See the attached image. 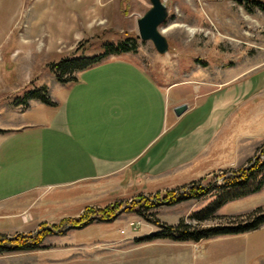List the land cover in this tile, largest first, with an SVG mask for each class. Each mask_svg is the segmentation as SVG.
Here are the masks:
<instances>
[{
    "label": "rangeland",
    "instance_id": "obj_1",
    "mask_svg": "<svg viewBox=\"0 0 264 264\" xmlns=\"http://www.w3.org/2000/svg\"><path fill=\"white\" fill-rule=\"evenodd\" d=\"M163 1L169 18L161 31L170 49L161 55L152 42L139 37L138 20L152 7L150 0H0V134L9 133L29 119L52 121L59 114L64 116L67 106L71 120L74 102L79 108L87 107L82 88L89 85L84 80L89 71L76 73V81L60 83L49 67L71 56L80 43L81 50L75 56L92 57L103 53L108 42L138 36L135 51L121 59L133 64L165 94L164 113L153 116V135L156 128H163L162 136H167L175 128V108L180 104L189 106L179 119L180 143L171 140V151L166 155L146 165L151 159L148 156L137 167L120 174L118 178L127 191L99 203L84 200L78 204L77 198L85 194L83 189L45 190L41 197L48 201L73 199L74 204L63 205L66 211L55 213L49 202L45 203L38 212L41 220L21 234L38 232L41 223L59 224L63 218L79 217L88 207L104 208L122 202L118 217L52 233L40 248L0 254V262L196 264L215 252L230 253L240 241L223 236L198 243L181 242L154 239L152 235L165 230L160 227L163 225L184 222L217 226L249 219L259 209L264 214V187L237 198H229L240 191L236 188L214 190L200 199L162 205L142 216L136 212L138 204L135 212L123 211L139 196L172 190L180 193V189L203 179L207 185L214 174L222 176L232 168L240 169L264 144V13L259 9L250 12L245 1ZM43 87L54 105L26 98V92ZM120 101L125 103L124 98ZM86 115L91 119L97 116L85 111ZM130 116L132 111L130 115H119L122 121ZM183 163L185 168L181 165L172 169ZM130 177L135 182L127 187ZM216 205L220 207L215 209ZM207 212L214 213L207 221L192 217Z\"/></svg>",
    "mask_w": 264,
    "mask_h": 264
},
{
    "label": "crops",
    "instance_id": "obj_2",
    "mask_svg": "<svg viewBox=\"0 0 264 264\" xmlns=\"http://www.w3.org/2000/svg\"><path fill=\"white\" fill-rule=\"evenodd\" d=\"M124 55L129 53L111 56L86 70L89 72L84 80L89 85L82 88V95L87 96L83 97L87 107L79 108L74 102L71 120L67 106L64 116L59 114L52 121L29 119L15 125L9 133L0 134V235L29 232L41 220L38 212L45 203L49 202L55 213L66 211L63 205L74 204L73 199L48 201L41 192L80 188L85 194L77 196L78 204L114 198L127 191L118 178L121 173L130 171L148 156L151 159L146 160V165L155 157L166 155L171 151V140L180 143L179 116L167 136H162L163 128H156L157 133L152 134L153 116L164 113L165 94L133 64L121 59ZM123 98L125 103L120 101ZM85 111L97 116L91 119L84 116ZM131 111L132 116L122 121L119 115H130ZM123 122L129 125L124 127ZM172 133L174 136L168 138ZM181 165V169L185 168L183 163L172 169ZM131 178L127 187L135 182ZM226 239L240 241V245L225 255L215 252L200 258L196 264H264V225Z\"/></svg>",
    "mask_w": 264,
    "mask_h": 264
},
{
    "label": "trees",
    "instance_id": "obj_3",
    "mask_svg": "<svg viewBox=\"0 0 264 264\" xmlns=\"http://www.w3.org/2000/svg\"><path fill=\"white\" fill-rule=\"evenodd\" d=\"M240 4L247 2L246 6L250 12L259 9L264 13V0H235ZM138 36H129L117 43L108 42L103 53L92 57H76L75 55L81 50L82 43L69 57L63 58L59 62L49 64L52 73L60 83H68L76 81V73L94 67L111 56H119L125 53L135 51L137 47ZM26 98L38 99L49 105H54L53 101L47 94L46 88H38L26 92ZM207 185L202 181H194L191 185L178 190L167 191L164 194L157 193L150 196H139L138 199L124 208V212H135L134 206L139 205L136 212L139 215H146L149 211L156 209L162 205L173 206L183 201L191 199H200L214 192V190L236 188L240 190L238 193L232 194L229 198L243 197L246 195L259 192L264 187V144L259 148L258 152L240 169H231L223 172L222 176H215ZM211 203L210 206H213ZM122 202H115L104 208H86L84 213L79 217L65 218L59 224L49 225L41 224L39 231L36 233L17 234L15 236L0 235V254L12 252H24L40 248L45 239L52 233H63L71 229H82L95 220H113L118 217V212L124 207ZM220 205H216L218 209ZM262 210L254 211L249 219L241 222H232L231 224L217 226H192L181 222L178 226H160L165 230L152 235L154 239H171L181 242H201L216 237L236 236L256 231L264 225V214H260ZM214 212V211H213ZM212 212L194 213L193 218L198 221H207ZM157 225L160 222H156Z\"/></svg>",
    "mask_w": 264,
    "mask_h": 264
},
{
    "label": "water",
    "instance_id": "obj_4",
    "mask_svg": "<svg viewBox=\"0 0 264 264\" xmlns=\"http://www.w3.org/2000/svg\"><path fill=\"white\" fill-rule=\"evenodd\" d=\"M152 7L138 20L139 37L143 41H150L154 44L156 51L164 55L170 49L167 37L162 33L161 27L169 18V10L163 0H150ZM187 105H180L175 108L177 116L187 111Z\"/></svg>",
    "mask_w": 264,
    "mask_h": 264
},
{
    "label": "bare ground",
    "instance_id": "obj_5",
    "mask_svg": "<svg viewBox=\"0 0 264 264\" xmlns=\"http://www.w3.org/2000/svg\"><path fill=\"white\" fill-rule=\"evenodd\" d=\"M165 32H166V30H165Z\"/></svg>",
    "mask_w": 264,
    "mask_h": 264
}]
</instances>
